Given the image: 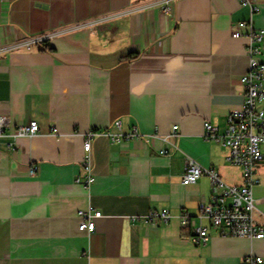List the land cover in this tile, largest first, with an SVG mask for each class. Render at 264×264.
I'll return each mask as SVG.
<instances>
[{"label": "crops", "instance_id": "0c3cea01", "mask_svg": "<svg viewBox=\"0 0 264 264\" xmlns=\"http://www.w3.org/2000/svg\"><path fill=\"white\" fill-rule=\"evenodd\" d=\"M258 2L253 21L264 28ZM249 17L238 0H175L171 12L158 0H0V115L11 122L0 136V264L264 258V239L221 235L206 219L210 237L196 243L181 223L211 199L209 176L182 183L188 157L230 184L243 182L229 150L204 136V123L224 131L244 102L246 40L232 28ZM31 37L40 43L26 47ZM47 45L53 50H41ZM32 120L39 132L9 145L13 129ZM118 121L122 132L138 135L116 141ZM89 131L97 132L96 180L86 186L76 179L87 175ZM254 195L264 223L262 178ZM89 207L102 213L90 233L79 229L78 215ZM164 209L167 223L132 218Z\"/></svg>", "mask_w": 264, "mask_h": 264}, {"label": "built area", "instance_id": "2783aa9c", "mask_svg": "<svg viewBox=\"0 0 264 264\" xmlns=\"http://www.w3.org/2000/svg\"><path fill=\"white\" fill-rule=\"evenodd\" d=\"M158 1L164 4V11H172L175 0ZM238 1L240 5L248 7L250 12L248 19L236 22L232 28L234 38L246 40L248 71L241 77L245 87L244 102L240 108L227 115L224 131L216 124L206 121L204 136L219 142L229 150L228 160L241 168L243 182L241 185L230 184L218 170L205 167L192 157L186 159V169L181 177L183 184H194L203 175L209 176L211 180V199L201 204L198 215L184 213L181 217L183 226L192 227L193 240L196 243L206 241L210 237L209 228L204 224L206 219L221 235L264 239V223H260L255 216L258 199L254 195V188L261 184L259 167L264 164V62L259 58L264 51V28L257 27L253 21L254 16L261 10L258 0ZM40 40V37H31L25 41V45L31 47L40 43ZM10 123L9 116L0 115V136ZM117 124L120 131L113 136L116 141L131 139L139 133L136 128L124 133L121 131V122L118 121ZM177 129L178 125H174L169 136L176 135ZM39 130L40 126L36 120L18 124L10 134L13 141H10L9 145H13L14 141L21 137L32 136ZM96 134V131H89L85 135L83 164L87 175L84 179L81 176L76 179L86 186L92 185L96 180L91 155ZM165 140L168 142L167 137ZM167 151L162 149L161 153ZM31 172L36 173L35 169ZM78 215L81 218L79 229L90 233L96 229L95 219L102 216V213L89 207L79 210ZM132 218H142L149 225H158L161 222H169L172 215L168 209H164ZM243 264H264V258L261 255H249Z\"/></svg>", "mask_w": 264, "mask_h": 264}, {"label": "trees", "instance_id": "16d2710c", "mask_svg": "<svg viewBox=\"0 0 264 264\" xmlns=\"http://www.w3.org/2000/svg\"><path fill=\"white\" fill-rule=\"evenodd\" d=\"M41 50H50L51 51V50H53V48L47 45L45 48L41 47ZM135 56H136V54L132 53V54L129 55V58H133Z\"/></svg>", "mask_w": 264, "mask_h": 264}, {"label": "rangeland", "instance_id": "374dc122", "mask_svg": "<svg viewBox=\"0 0 264 264\" xmlns=\"http://www.w3.org/2000/svg\"><path fill=\"white\" fill-rule=\"evenodd\" d=\"M259 172L261 173V178L264 184V164L259 167Z\"/></svg>", "mask_w": 264, "mask_h": 264}]
</instances>
